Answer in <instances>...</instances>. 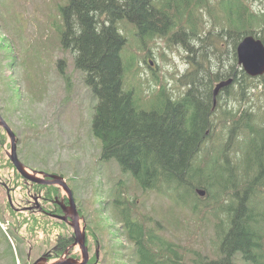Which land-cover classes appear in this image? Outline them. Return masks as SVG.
Wrapping results in <instances>:
<instances>
[{
    "label": "trees",
    "instance_id": "trees-1",
    "mask_svg": "<svg viewBox=\"0 0 264 264\" xmlns=\"http://www.w3.org/2000/svg\"><path fill=\"white\" fill-rule=\"evenodd\" d=\"M155 1L66 0V4L57 9L62 23L57 25L58 42L63 51H69L73 55L75 70L82 74V84L90 89L96 100L91 108L88 134L99 144L100 161H115L121 171L129 174L135 185L143 191L160 190L162 187L171 190L172 186L176 188L183 186L187 190V186H193L194 190H203L206 195L210 188H217L218 198L215 197L213 200L218 210L226 214L228 226L223 227L222 221L219 225L222 230L217 234L216 259H209L208 256H202L197 252L190 261H187L183 253L177 255L173 245L161 242L148 227L146 219L133 213V208L129 207L132 204L123 191L120 195L125 198L113 200V211L120 214L117 220L121 223V228L115 232L131 244L132 248L128 254L121 255L117 252L118 258L116 255L112 258L113 248L107 249V243L104 241L108 236V233H105L107 221L100 217L95 223L96 230L93 228V231L89 232L91 237L96 239L97 236L100 240L102 253L100 263L122 264L121 259L127 257L132 264H234L237 258L248 264H264V125L253 127L251 113L239 115V111L235 113L232 110L225 111L218 128H221V131L228 130L227 141H231L234 134L239 131L247 133L246 140H249V146L245 151L244 161L241 164L238 162V167L216 166V169L222 168L228 174L227 180L216 178L206 173L212 162V154L208 147L206 152L211 155L209 161L200 164L198 168L192 167L203 146L208 144V140L213 139L215 135L213 133L217 130L214 127L218 102L215 103V108L212 104L215 85L232 78V83L220 90L219 94L227 92L234 84L239 87L238 95H244L254 85L256 78L259 80L264 78V75L252 78L243 71L237 73L235 53L241 39L248 35L256 36L264 45V16H261L259 21L255 15L249 14L248 7L243 1L229 0V5L225 9L227 29L223 31L225 35L220 37L227 38L228 52L231 48V55L227 56V62L231 65L226 67L220 54L223 53L221 44L218 46L212 44L209 33L201 38L199 30L192 24L193 9L190 4L194 0H165L160 8L153 6ZM198 1L200 0L193 4L194 9L212 7L208 0H203V3ZM232 12L235 18H232ZM121 20L131 24L133 31L142 40L183 36L184 42L188 43L187 48L190 51L188 64L191 68L178 80L187 88L179 100L173 101L159 94L153 98L158 103L155 105L153 103L149 110H143L135 104L132 92L123 91L121 83L123 68L119 57L126 41L117 26ZM256 28L261 29L263 33L261 37L256 35ZM0 48L6 49V46L0 45ZM57 65L58 73L69 87L70 78L65 72V66L60 60L55 64ZM1 69L3 67L0 65V71ZM8 86L7 82L6 87L10 91L7 100L14 113L18 108L14 104L11 87ZM7 100H3V105ZM2 110L0 107V111ZM4 140L5 137L0 138V144L4 143ZM8 163L13 169L11 163ZM22 163L31 167L23 160ZM239 165H243V169ZM236 170L240 174L239 182ZM15 175L23 186L21 177ZM34 188L37 189V186ZM194 194L197 203L198 195L195 192ZM256 194L261 199L252 204L251 197ZM120 195L117 197H121ZM94 197L90 202L95 206ZM221 199L228 203L226 209ZM79 203L83 204L80 201ZM192 207V212H196L197 205ZM9 208L2 211V222L8 225L5 229L0 227L4 240L3 252L0 251V255H10L9 262L12 264H28L27 256L22 257L21 253H16L13 240L17 249H20L17 244H21L22 236L17 232L23 226L31 234L46 233L48 217L38 219L34 215H45L19 213L13 211L11 206ZM101 210L103 209L95 210V215L103 213ZM80 212L82 213L81 209ZM89 213L91 214V211L83 216L86 218ZM22 214L20 221L19 215ZM49 220L63 226L62 222ZM60 225L58 227H61ZM47 240L50 243V238ZM54 244L55 238L52 245ZM58 246L61 248V244ZM63 249L56 257L63 255Z\"/></svg>",
    "mask_w": 264,
    "mask_h": 264
},
{
    "label": "rangeland",
    "instance_id": "rangeland-1",
    "mask_svg": "<svg viewBox=\"0 0 264 264\" xmlns=\"http://www.w3.org/2000/svg\"><path fill=\"white\" fill-rule=\"evenodd\" d=\"M163 1L165 0H156L153 6L160 8ZM241 1L247 5L249 11V0ZM198 2L203 3V0ZM208 2L212 7L194 9L193 4L197 3V0L190 4L193 9L192 24L199 30L201 38L209 33L212 44L215 46L221 44L223 53L220 54L225 61L224 65L229 67L231 64H228L227 56L231 55V48L228 52L227 38H220L225 35L227 29L225 9L229 5V0ZM65 4L66 0H0V45L6 46V49L0 48V65L3 67L0 71V107L3 109L0 115L15 134L19 160L30 165L31 167H28L24 164L30 170L60 175L66 180L76 205L83 213L81 214L91 211L86 218L83 216L90 232L93 228L96 230L95 223L100 217L107 221L105 233H108V236L104 241L107 243V249L113 248L112 258L117 252L121 255L128 254L132 248L131 244L115 232L121 228V223L117 220L120 214L115 213L112 208L114 199H123L126 196L132 204L129 207L133 208V213L146 219L148 227L162 243L175 247L177 255L183 253L187 261H190L199 252L209 259H216L217 234L222 230L219 225L222 221L223 227L228 226L226 214L218 210L213 200L218 196L217 188H210V192H206L203 197L197 196L199 200L197 203L194 200L196 198L194 192L199 189L194 190L193 186H187L188 191L183 186L178 188L172 186L173 191L167 187L143 191L135 185L129 174L121 171L115 161L105 162L98 158L99 144L88 134L91 108L95 99L90 89L82 84V74L75 70L73 55L69 51H63L58 42L57 25L62 23L57 9ZM234 15L233 13L232 18L236 17ZM256 17L261 20V16ZM117 26L126 41L119 57L123 68L121 82L123 91L132 92L135 104L143 110H149L153 103L157 104L158 101L153 98L159 94L173 101L179 100L187 88L178 80L191 68L188 64L190 51L183 36L142 40L126 20L119 21ZM256 30V35L261 37L263 34L261 29ZM59 60L70 78L69 87L58 73V65L55 66ZM237 66V73L243 71L238 63ZM7 82L8 87H11L14 104L18 108L14 113L7 100L10 97ZM263 85L264 78L261 80L256 78L254 85L244 95H238L239 87L234 84L227 92L223 91L218 95L214 127L217 130L213 134L214 139L223 141V144L211 153L212 162L206 173L227 180V172L224 169H216V166L238 167V162L241 164L244 161L245 151L249 146V140H246L247 133L239 131L234 134L231 141H227L228 130L221 131L218 127L224 118V112L230 110L234 113L239 111V115L251 113L253 127L264 125ZM5 99L7 102L3 105ZM2 137H5V142L0 144V180L10 187L15 180L12 174L14 169L9 166L7 158V153H10V142L6 132L0 128V138ZM207 149L208 144H205L192 167L196 168L209 161L211 155L206 152ZM253 161L255 162V159ZM239 167L243 169L244 166ZM235 174L239 182V171L236 170ZM123 191L126 193L125 196L120 195ZM61 192L66 195L62 189ZM30 194L33 195L32 191L21 184L19 189L15 190L12 204L14 206L22 202L26 204ZM93 197L95 206L90 202L93 201ZM8 199L4 189L0 187L1 229L8 225L2 222V211L7 210L9 206L12 207ZM260 199L256 194L251 197L250 202L254 204ZM224 200L221 199V203L226 209L228 203ZM79 201L83 204L80 205ZM195 204L197 211L193 213L192 205ZM100 208L103 209L101 210L103 213L96 216L95 210ZM22 216L23 214L19 215L20 221ZM34 217L47 218L43 215ZM47 220L46 233L31 234L25 226L17 232L22 236V239L20 238L22 245L17 244L20 249H17L13 240L16 253H21L22 257L27 256L31 249V260L28 264H32L40 254L46 253L53 244L54 234L61 231V227H58L60 224L49 222L48 218ZM67 230L71 234L70 228L67 227ZM2 236L0 231V251L3 252ZM49 238L50 243L47 240ZM73 253L77 256L79 253L77 247ZM115 257L118 258L117 255ZM9 261L10 255H0V264H12ZM120 263L132 264L127 257H123ZM234 264L248 263L237 258Z\"/></svg>",
    "mask_w": 264,
    "mask_h": 264
},
{
    "label": "water",
    "instance_id": "water-1",
    "mask_svg": "<svg viewBox=\"0 0 264 264\" xmlns=\"http://www.w3.org/2000/svg\"><path fill=\"white\" fill-rule=\"evenodd\" d=\"M237 55V63L241 66L243 72L249 77L256 78L258 76L264 75V45L262 41L253 35H248L241 39L236 48ZM151 66L152 63L150 62ZM233 79L230 78L226 81H222L215 85L213 89V107L215 108L217 103V96L220 93V90L228 87L232 83ZM7 123L2 119L0 115V127L6 132L7 137L10 142V153H7L9 158V162L14 166L17 174H19L26 182L41 184V185H56L60 187L68 197V210L64 213L65 215L62 217H56L61 222H65L68 224L73 230L74 243L70 246L71 249L75 245L79 247L82 253V260H76L72 258H68V250L65 251L63 257L57 259V261L53 263L47 262L46 256L44 255L38 260H34L32 264H87L88 263V250L85 246V230L80 227L79 224V214L76 209L75 200L72 193V190L67 184L66 180L60 175L48 174L41 171L30 170L27 168L22 161L19 160L17 155V145H16V137L12 132L11 128L6 125ZM199 197H203L205 192L203 190L195 191ZM68 212V213H67Z\"/></svg>",
    "mask_w": 264,
    "mask_h": 264
},
{
    "label": "flooded vegetation",
    "instance_id": "flooded-vegetation-1",
    "mask_svg": "<svg viewBox=\"0 0 264 264\" xmlns=\"http://www.w3.org/2000/svg\"><path fill=\"white\" fill-rule=\"evenodd\" d=\"M207 136H208V133L205 134V137ZM222 142L223 141L214 139V137L213 139L208 140V147H209L210 154L216 151L217 148H219V146L223 144ZM215 143H217V145ZM8 161H10L9 158H8ZM12 167L13 169H15L13 165ZM219 169H222V168H219ZM14 173L17 174L16 170H14L13 174ZM15 174H14V177L16 178V180L10 185V187L0 180V187L4 189L5 194L7 195V198L9 197L10 205H12L11 208L13 209V211H18L19 213H24V212L25 213H42L45 216H47L48 219H52V220H55V222L61 223V221L56 217H62L65 215L64 213L68 210V197H66V195H64L61 192L60 187L56 185L49 186V185H41V184H36V183L34 184L31 182H26L18 174L19 177H21V179L23 180V186H26L28 189H30L33 195L30 194V198L27 199L26 204L22 202L23 204L17 203V205L14 206L12 204L13 200L11 198L15 196V190L19 189V186L21 183ZM36 186H37V189L34 188ZM78 208H79L78 205H76V209L78 211L79 218H80L79 224L81 226V223H82L83 225L81 227L84 228L85 230V233H84L85 234V246L87 247L88 254H89V257H88L89 260L87 264H99L101 260L100 257L102 255L101 246H99L100 240L97 238V236H96V239H94L93 236L91 237V235L89 234L90 231L87 230V222L84 220V217L81 214L80 209ZM62 223H63V226L61 225V231L59 233L54 234L55 244L50 246L47 252L44 254H41L40 256H38V258L44 255H47L46 256L47 262L50 263V260L57 261V259H60L61 257H63L66 250H68V255H67L68 258L76 259L77 261L82 258V253L79 247L75 245V247L73 246L71 249H69L70 246H72V244L74 243L73 230L65 222H62ZM67 227L70 228L71 234L68 233ZM70 238H71V242L69 243ZM64 243L66 244V246H64ZM60 244H61V248H59L58 246ZM62 246H64L65 248L63 249ZM76 247L79 250V253H77V256L74 255L73 253ZM93 248L94 250H92ZM61 249H63V253H62L63 255L60 254L59 256L56 257V255H58L57 253ZM30 254H31V249H29V251L27 252L26 261H28V263L31 260ZM38 258H36L35 260H38Z\"/></svg>",
    "mask_w": 264,
    "mask_h": 264
},
{
    "label": "clouds",
    "instance_id": "clouds-1",
    "mask_svg": "<svg viewBox=\"0 0 264 264\" xmlns=\"http://www.w3.org/2000/svg\"><path fill=\"white\" fill-rule=\"evenodd\" d=\"M249 11L255 16H264V0H249Z\"/></svg>",
    "mask_w": 264,
    "mask_h": 264
}]
</instances>
